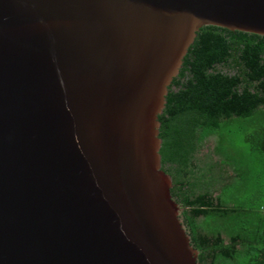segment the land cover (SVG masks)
<instances>
[{
  "label": "water",
  "instance_id": "water-1",
  "mask_svg": "<svg viewBox=\"0 0 264 264\" xmlns=\"http://www.w3.org/2000/svg\"><path fill=\"white\" fill-rule=\"evenodd\" d=\"M207 28L264 0H0V264H207L160 122Z\"/></svg>",
  "mask_w": 264,
  "mask_h": 264
},
{
  "label": "trees",
  "instance_id": "trees-1",
  "mask_svg": "<svg viewBox=\"0 0 264 264\" xmlns=\"http://www.w3.org/2000/svg\"><path fill=\"white\" fill-rule=\"evenodd\" d=\"M259 113L264 37L207 28L191 46L160 119L163 167L207 264H264V172L241 194L245 162L221 159L213 147L222 124ZM259 128L251 156L264 164Z\"/></svg>",
  "mask_w": 264,
  "mask_h": 264
},
{
  "label": "rangeland",
  "instance_id": "rangeland-1",
  "mask_svg": "<svg viewBox=\"0 0 264 264\" xmlns=\"http://www.w3.org/2000/svg\"><path fill=\"white\" fill-rule=\"evenodd\" d=\"M259 127H264V115L260 113L251 117L232 118L229 123L222 124L214 134L213 147L217 146L216 152L219 158L226 159V161L238 159V161L245 162L244 173L241 178L242 181H245V185L240 186L239 190L241 194L245 190H251L259 182L260 173L264 172V164L257 163L261 160L251 156L257 152L256 149H252L251 154L250 148V144L252 143L250 141L251 136L260 131ZM232 163L230 162L229 167ZM220 198L222 200L226 199V189L221 191ZM239 200L237 198L235 203L237 204Z\"/></svg>",
  "mask_w": 264,
  "mask_h": 264
}]
</instances>
